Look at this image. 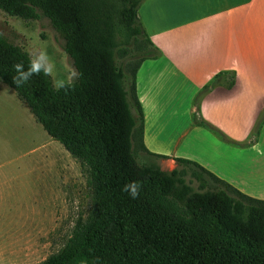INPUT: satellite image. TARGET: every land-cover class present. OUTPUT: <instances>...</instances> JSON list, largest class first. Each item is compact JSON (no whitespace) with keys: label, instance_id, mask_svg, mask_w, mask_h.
<instances>
[{"label":"trees","instance_id":"1","mask_svg":"<svg viewBox=\"0 0 264 264\" xmlns=\"http://www.w3.org/2000/svg\"><path fill=\"white\" fill-rule=\"evenodd\" d=\"M143 2L0 0L10 17L47 19L81 74L67 90L42 74L17 87L13 65L27 68L29 57L0 35V83L80 164L92 191L88 216L39 264H264V200L187 159L163 171L167 158L144 146L136 74L157 50L138 18ZM130 181L141 183L136 199L121 190Z\"/></svg>","mask_w":264,"mask_h":264},{"label":"crops","instance_id":"2","mask_svg":"<svg viewBox=\"0 0 264 264\" xmlns=\"http://www.w3.org/2000/svg\"><path fill=\"white\" fill-rule=\"evenodd\" d=\"M138 18L157 50L135 89L161 170L264 175V0H144Z\"/></svg>","mask_w":264,"mask_h":264},{"label":"rangeland","instance_id":"3","mask_svg":"<svg viewBox=\"0 0 264 264\" xmlns=\"http://www.w3.org/2000/svg\"><path fill=\"white\" fill-rule=\"evenodd\" d=\"M0 35L27 54L46 49L56 64V75H65L64 64L71 61L47 19L24 21L0 10ZM257 173H224L232 183L221 179L264 200V175ZM87 181L80 164L46 134L26 104L0 83V264H39L57 252L76 220L85 219L93 207ZM192 186L197 188L196 183Z\"/></svg>","mask_w":264,"mask_h":264},{"label":"clouds","instance_id":"4","mask_svg":"<svg viewBox=\"0 0 264 264\" xmlns=\"http://www.w3.org/2000/svg\"><path fill=\"white\" fill-rule=\"evenodd\" d=\"M28 57L27 68H25L23 62L13 65V69L16 72V75L13 76V82L17 87L23 86L34 75L42 74L52 78L53 87L57 91L67 90L73 87L80 78L81 74L75 68L74 64L67 61L64 64L65 75L62 77L57 76L56 64L44 48H36L29 51ZM140 189L141 183L139 181H130L125 183L121 190L126 192L132 199H136L139 196Z\"/></svg>","mask_w":264,"mask_h":264}]
</instances>
